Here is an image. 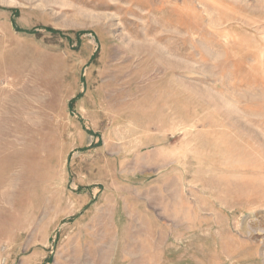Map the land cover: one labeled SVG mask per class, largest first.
Segmentation results:
<instances>
[{"label":"rangeland","instance_id":"obj_1","mask_svg":"<svg viewBox=\"0 0 264 264\" xmlns=\"http://www.w3.org/2000/svg\"><path fill=\"white\" fill-rule=\"evenodd\" d=\"M0 264H264V0H0Z\"/></svg>","mask_w":264,"mask_h":264},{"label":"trees","instance_id":"obj_2","mask_svg":"<svg viewBox=\"0 0 264 264\" xmlns=\"http://www.w3.org/2000/svg\"><path fill=\"white\" fill-rule=\"evenodd\" d=\"M51 32L58 33L59 31H56V30H51Z\"/></svg>","mask_w":264,"mask_h":264}]
</instances>
